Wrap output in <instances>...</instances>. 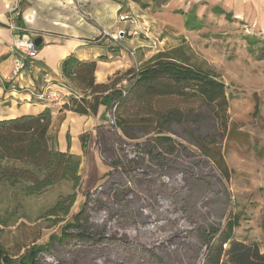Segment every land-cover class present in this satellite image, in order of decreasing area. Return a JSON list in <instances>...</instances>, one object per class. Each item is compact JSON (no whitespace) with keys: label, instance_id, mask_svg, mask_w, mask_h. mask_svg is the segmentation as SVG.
Masks as SVG:
<instances>
[{"label":"rangeland","instance_id":"374dc122","mask_svg":"<svg viewBox=\"0 0 264 264\" xmlns=\"http://www.w3.org/2000/svg\"><path fill=\"white\" fill-rule=\"evenodd\" d=\"M45 1L47 9L54 13L52 16L59 15L67 19L76 13L78 24L93 22L97 11L116 10L121 3L122 6L116 10V16L111 18L115 20L117 14L130 10L128 4L131 3V0ZM57 1L62 3L61 8ZM68 1H71V7L68 6ZM18 4V9L21 10L20 0ZM194 4L197 5L195 12L203 21V26L200 30L180 32L182 18L175 11L180 8L189 11ZM216 4L231 11L233 20L226 19L224 14H215L212 7ZM244 9L245 5L240 0H170L169 3L155 5L150 10L165 25V29L161 28L162 32L158 25L151 24L164 39L165 50L182 45V56H188L192 64L211 72L226 84L229 107L226 130L213 115L214 105L179 97L157 99L151 104L148 100L132 101L120 110L121 115L129 119H139V116L144 115L147 117L148 112L144 107L183 111L181 119L172 123L174 133L163 130L164 134L175 139V144L161 146L158 154L148 157L146 149L155 141L156 132L162 131V127L159 130L156 124H151L148 127L156 129L146 134L142 129L145 126H137L135 123L138 120H135V123L130 124L129 130L136 138L114 144L112 126L99 118V113L88 117L69 116L70 129L65 134L64 142L67 148L71 149L73 146L82 156V180L77 189V200L66 220L54 223L38 216L60 194H67L71 189L70 184H58L31 198L27 205L29 217L23 220L21 229L11 226L4 233V242L10 252L17 253L20 246L34 240L45 243L50 233H59L62 225L79 211L85 191L94 192L90 209L93 226L147 246H154L155 251L173 264H202V257L196 255V248L202 243L191 231L189 243L177 239L170 241L168 239L171 235L180 230H191L198 225H223L229 216L234 215L240 217V226L235 228V236L238 239L257 241L264 250V231L261 226L264 212V57H258V46L251 48L245 40L246 36L253 35L264 38V31L259 24L240 13ZM116 28L117 24L112 29ZM141 48L144 49L142 55L154 53L146 45ZM129 56L133 63V75L123 76L121 82H125L120 86L125 89L133 83L137 65L142 67L144 63H140L137 52L134 56ZM115 77L116 74L110 78ZM61 115L58 112L56 118H53L52 132L57 135V139ZM100 124H104L102 143L106 144L105 153L98 146L97 140L92 149H87L91 142L89 136L95 133V128ZM67 133L70 134L69 143ZM208 146L221 148L231 169V179H223L220 185L223 191L230 194L229 205H226L219 194L210 190V184L217 181L211 176L212 162L201 155L202 148ZM115 159L120 161V169H123L120 175L125 173L127 185L130 187L117 192L110 185L113 176L107 174L114 172L111 162ZM132 161H143L149 166L162 167L160 175L165 180L164 184L154 181L143 186L138 179L131 178L126 167ZM192 169L206 174L207 177L199 178ZM169 176H174L182 183L187 193L171 185ZM118 177L115 179H119ZM69 249L70 247H59L54 254L48 256V260L51 264H59L56 258L82 260L87 257L70 254ZM95 261L107 264L103 257Z\"/></svg>","mask_w":264,"mask_h":264},{"label":"trees","instance_id":"16d2710c","mask_svg":"<svg viewBox=\"0 0 264 264\" xmlns=\"http://www.w3.org/2000/svg\"><path fill=\"white\" fill-rule=\"evenodd\" d=\"M195 11L196 6H193L187 13L185 23L190 30L202 27V21H199ZM214 11L225 12L221 7H215ZM226 17L230 19L232 14L226 13ZM245 40L251 48L258 46V57L260 59L264 57V38L253 35L246 36ZM41 46L42 43L37 47ZM183 49L184 47L179 45L170 50L154 52L144 61L142 67L138 66V70L136 68L135 79L127 89L119 85L122 84L124 75L127 77L133 75L132 68L122 74L118 72L115 79L110 78L108 82L101 83L96 77L98 64L96 59L81 60L76 55L69 54L61 62L62 76L71 86L82 91L84 97L80 100L70 97V102L63 108L80 115H96L99 106L104 105L105 110L100 116L104 122H109L112 126L114 144L136 138L129 130L130 124L135 123V120H138L135 123L137 126H145L142 129L146 134L156 129L148 127L151 124H156L159 130L162 127V131L156 132L155 141L146 149L148 157L158 154L161 146L175 144V139L164 134L163 130L174 133L172 123L181 119L183 111L173 108L160 110L144 107L148 112L147 117L144 115L139 116V119H129L121 115L120 110L132 101L148 100L151 104L157 99L179 97L214 105L213 115L226 130L229 108L226 84L211 72L192 64L188 56H182ZM99 59L104 60L105 57L101 56ZM52 127L53 114L50 107L39 113L0 118V264H51L48 256L63 246L70 247V254L76 253L87 257L82 260L56 258L59 264H99L95 260L100 257H103L107 264H152V262L173 264L155 251L154 246H147L93 226L90 209L94 192L90 191L84 192L85 198L79 211L62 225L59 233H50L47 242L38 243L34 240L20 246L17 253L9 251L4 242V233L11 226L21 229L23 220L29 217L27 205L31 198L45 193L58 184H70V191L67 194H60L55 202L38 216L52 220L54 223L66 220L77 200V189L82 180V156L71 152L69 148L59 149L57 135L52 132ZM103 133L104 124H100L96 127L97 143L105 153L107 148H105L106 144L102 143ZM66 136L69 143L70 134L67 133ZM201 155L213 164L211 176L217 183L210 184L211 192L219 194L226 205H229L230 194L223 191L220 185L223 179L226 181L231 179V169L221 148L203 147ZM131 163L126 167V172L131 178L138 179L143 186L154 181L160 185L164 184L165 180L160 175L162 167L149 166L143 161ZM111 164L114 172L110 171L107 174L113 176L110 180L113 190L117 192L120 189L130 188L125 173L120 175V171H123L120 169V161L115 159ZM192 171L199 178L207 177L200 171L195 169ZM115 175L119 176L120 181L115 179ZM168 181L177 190L187 193L184 185L174 176H169ZM238 226H240V217L234 215L229 216L223 225L221 223L198 225L191 230H180L168 240L177 239L189 243L191 231L201 240L202 244L197 246L196 255L202 257V264H264V250L257 241L238 239L235 236V228ZM261 226L264 231V212Z\"/></svg>","mask_w":264,"mask_h":264},{"label":"crops","instance_id":"0c3cea01","mask_svg":"<svg viewBox=\"0 0 264 264\" xmlns=\"http://www.w3.org/2000/svg\"><path fill=\"white\" fill-rule=\"evenodd\" d=\"M21 10L15 13V21L22 27L29 29V35L32 38L42 37V46L38 48V55L36 58V68L33 71H24L20 76H16L13 82H17L19 90L12 91L10 87V79L12 78V69L14 60L18 57L14 50L13 44L15 39V33L8 27L9 22V9L19 3V0H0V118L15 117L21 114L27 113H39L46 107H50L52 110L53 118H56L58 112L62 113V117L59 122L58 133V147L61 150H67L64 137L66 132L70 129L69 116H85L80 115L71 110L63 108L65 104L60 103H46L43 101L32 100L28 101L32 97L30 95V89L40 90L45 87L47 83H50L54 88L60 90V83L67 82L61 73V62L69 54H74L81 60H97V72L96 77L98 82H108L109 78L118 72L124 73L128 69L132 68V60L129 56V52L126 48H136V52L139 55L140 63L149 59L153 53L142 55L144 49V42L138 38L124 37L119 44H115L108 37L101 36V29L106 28L111 32H117L120 28L125 26V23L119 20V14L115 20H111L112 16H116V10L122 6H119L116 10L105 9V11H97L95 20L93 22H80L78 24V18L76 13L73 16L64 19L59 15L57 17L52 16L47 8L45 0H20ZM163 1V0H162ZM131 0L128 4L130 10L127 12L136 15L140 19L149 22L150 24L158 25L159 31L165 25L157 18V15L151 14L150 10L155 5H163L169 3L170 0ZM221 1V0H215ZM245 5L244 10H239L246 18L251 19L252 22H256L260 25L264 31V0H240ZM58 2V3H57ZM57 5L61 8V2L57 1ZM55 3V4H56ZM71 7V1L67 2ZM19 5V4H18ZM17 5V7H18ZM193 6H196L194 4ZM215 7H221L225 12L217 13L214 11ZM44 8V9H43ZM193 8V7H192ZM192 10V9H191ZM182 8L175 11L176 15L182 18L181 27L179 31H194L200 29L190 30L186 27L187 13ZM215 14H224L228 20H233V13L226 11L221 5L216 4L212 7ZM183 11V12H181ZM226 13H231L232 17L229 19L226 17ZM47 15V16H46ZM87 16V14H84ZM240 14H238L239 16ZM48 16L50 18H48ZM183 16V17H181ZM198 17V15H197ZM240 17V16H239ZM241 18V17H240ZM199 21H202L198 17ZM180 20V19H179ZM178 25H180L179 21ZM116 29H112L116 26ZM203 26V21H202ZM156 27V26H155ZM163 32V31H162ZM99 39L97 42L87 43V40ZM166 40V39H165ZM117 45V46H115ZM105 57L104 60H100L99 57ZM120 86V85H119ZM64 91V90H63ZM99 118L101 113L105 110L104 105L99 106ZM98 115V114H97ZM95 133L89 138L91 142L87 149H92L97 140L96 128ZM92 143V144H91ZM94 144V145H93ZM71 152L79 154L80 152L72 146Z\"/></svg>","mask_w":264,"mask_h":264},{"label":"built area","instance_id":"2783aa9c","mask_svg":"<svg viewBox=\"0 0 264 264\" xmlns=\"http://www.w3.org/2000/svg\"><path fill=\"white\" fill-rule=\"evenodd\" d=\"M17 5L9 9V22L8 27L15 33L14 50L18 57L14 60L12 69V78L10 79V89L12 91H18L19 87L17 82H13L16 76H20L24 71H33L36 68V58L38 55V47L35 44L34 38L29 35V29L22 27L15 21V13L18 12ZM119 20L125 23V26L120 28L117 32H111L106 28L101 29V36L108 37L115 44H119L124 37L140 38L144 45L150 47L154 52L162 51L164 49V39L161 38L160 33L156 32L149 22H146L136 15L129 12H124L119 15ZM99 40V39H98ZM97 39L88 41L87 43L97 42ZM130 55L135 54L136 48H126ZM138 67V65H137ZM138 70V68H137ZM125 81H122V84ZM60 90L54 88L50 83L40 90L30 89L29 93L32 95L28 101L37 100L46 103H60L64 104L69 102L68 98L74 97L75 99H82L84 93L68 82L60 83ZM64 90V91H63ZM89 97V96H88Z\"/></svg>","mask_w":264,"mask_h":264},{"label":"water","instance_id":"95a60500","mask_svg":"<svg viewBox=\"0 0 264 264\" xmlns=\"http://www.w3.org/2000/svg\"><path fill=\"white\" fill-rule=\"evenodd\" d=\"M42 40H43L42 37L35 38L34 41H35L36 46H39L41 44Z\"/></svg>","mask_w":264,"mask_h":264}]
</instances>
